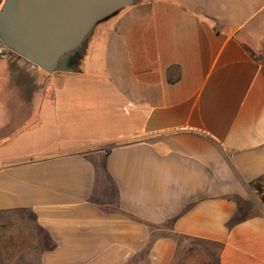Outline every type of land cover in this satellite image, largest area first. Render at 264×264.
Segmentation results:
<instances>
[{"label": "crops", "instance_id": "1", "mask_svg": "<svg viewBox=\"0 0 264 264\" xmlns=\"http://www.w3.org/2000/svg\"><path fill=\"white\" fill-rule=\"evenodd\" d=\"M86 46L55 83L0 58V264H264V0H135Z\"/></svg>", "mask_w": 264, "mask_h": 264}, {"label": "water", "instance_id": "2", "mask_svg": "<svg viewBox=\"0 0 264 264\" xmlns=\"http://www.w3.org/2000/svg\"><path fill=\"white\" fill-rule=\"evenodd\" d=\"M135 0H4L0 43L48 75L76 71L73 59L101 23Z\"/></svg>", "mask_w": 264, "mask_h": 264}, {"label": "rangeland", "instance_id": "3", "mask_svg": "<svg viewBox=\"0 0 264 264\" xmlns=\"http://www.w3.org/2000/svg\"><path fill=\"white\" fill-rule=\"evenodd\" d=\"M3 1L4 0H2V2ZM95 28H97V26ZM87 44H88V41H87V43L85 44V46H84V48L82 50L81 56L84 54V52L86 50V47H87L86 46ZM12 55L17 56L16 54H12ZM80 61H81V59L78 61L76 66H74V68L76 70H78L79 68L82 67V66H80ZM28 64L30 66H32L30 63H28ZM37 70L39 72L38 76L40 77V81H42V82L55 83V82H57L60 79V77H62V73H54L52 75H48V74L44 73L43 71H41L39 69H37ZM84 81H90V80L88 78H86V79H84ZM102 110H104V109H102ZM103 122H102V124H103ZM107 123H108V121H107ZM48 126L49 125H47V123L46 124L44 123V127H41L40 130L37 129L35 131H29V132H26L24 134L22 133V135L19 137L20 140L16 141L15 145L12 146V149H10V151H15L16 153H24V152H32V151L40 150V149L44 148L48 143H50L49 141H51V140H49L48 137H49V135H51L52 130ZM39 132H42V133H39ZM100 132L104 133L105 131L101 130ZM66 135L68 137H70V138L73 137L72 136L73 134H71V132L66 133ZM82 135L84 137L83 139H89V140H86V143L90 144V145L97 144V143L101 142L100 140L98 141V139H101V136H104V134H101L100 136L99 135L98 136H94L96 134H94L92 131H89V130L84 131V134H82ZM36 136H37V138L40 137V136L42 138V140L38 141L37 145H36L35 142L30 141L31 138H35V140H36ZM64 136H65V134H64ZM77 138H81V137H77ZM92 139H94V140L96 139L97 142H92ZM259 191H260V193H264L261 190H259ZM260 200L262 201V203H264V196H262L260 198Z\"/></svg>", "mask_w": 264, "mask_h": 264}, {"label": "built area", "instance_id": "4", "mask_svg": "<svg viewBox=\"0 0 264 264\" xmlns=\"http://www.w3.org/2000/svg\"><path fill=\"white\" fill-rule=\"evenodd\" d=\"M12 54H14L13 52H11L10 50H8L7 48H5L1 43H0V58L6 59L9 56H11Z\"/></svg>", "mask_w": 264, "mask_h": 264}, {"label": "flooded vegetation", "instance_id": "5", "mask_svg": "<svg viewBox=\"0 0 264 264\" xmlns=\"http://www.w3.org/2000/svg\"><path fill=\"white\" fill-rule=\"evenodd\" d=\"M82 50L83 49H81V51H80V58H81ZM80 58L79 59H76V58L73 59V61H72L73 62V67L76 66V64L78 63V61L80 60Z\"/></svg>", "mask_w": 264, "mask_h": 264}]
</instances>
